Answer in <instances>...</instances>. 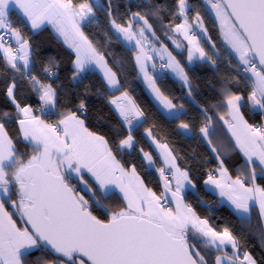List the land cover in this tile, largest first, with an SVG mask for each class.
Wrapping results in <instances>:
<instances>
[{
    "label": "snow or ice",
    "instance_id": "obj_1",
    "mask_svg": "<svg viewBox=\"0 0 264 264\" xmlns=\"http://www.w3.org/2000/svg\"><path fill=\"white\" fill-rule=\"evenodd\" d=\"M205 2L219 22L222 40L231 53L229 63L233 57L237 61L239 79L220 78L221 105L228 109L231 118L224 122L235 140L232 150L242 154L246 168L250 169L251 185L243 178V171L235 180L227 177L221 153L212 146L210 118L199 128V135L215 154L220 163L217 171L227 182L215 179L210 173L204 183L219 189L220 196L227 198L241 220L250 219L254 205H258L264 220V187L256 183L258 179L264 180V127L250 124L241 111L247 106L249 111L264 116V0ZM146 6L149 13H131L127 26L112 18L111 27L117 40L122 39L136 49L139 72L162 109L176 119L185 114L184 106L174 104L157 87L158 76L149 73L148 62L156 57L164 61L166 56L167 62L161 63L159 68L169 70L181 81L189 97L194 91L193 84L184 66L163 42L159 49L153 42L159 41V37L147 17L162 20L164 8L150 3ZM103 8L97 0H84L79 4H74L73 0H0V61H3L0 67L5 76L9 71L12 73L5 95L17 115L23 114L24 118L17 121L21 142L31 148V152L19 151L5 130V123H0V264H209L202 254L203 249L219 252L228 246L235 255L238 239L232 231L228 227L217 231L208 218H201L184 202L186 190L194 189L195 185L189 172L177 164L167 144H159L153 138V143L161 150L164 165L156 169L164 181V191L158 196L137 176L135 166L131 172L125 170L113 155L108 140L89 131L76 112H62L58 120L48 123L36 116L31 106L21 107L17 101V81L22 78L38 97L40 108L37 110L53 114L58 103V87L44 79L57 75L52 68L56 63L54 59L44 64L42 76L33 71L36 62L32 58V46L21 29L14 27L11 20L14 12L23 17L33 33L51 25L58 37L63 38L75 56L72 60L75 85L98 70L109 92L120 91L117 73L82 30L85 23L96 19L95 10ZM192 10L188 0H175V11L167 12L172 19L164 25L165 34L177 49L185 45L168 35L169 32L187 41L189 63L208 61L216 65L217 60L201 47V35L207 36V30L200 11L191 17ZM107 15L113 16L110 0ZM176 20L181 22L175 23ZM147 49L154 55H149ZM151 68L155 70L157 65L152 63ZM241 79L251 84L247 104L243 95L232 90V85L238 86ZM109 104L114 106L121 127L128 133L119 140V148L134 149L136 141L132 133L145 122L144 111L127 91L110 97ZM84 109L85 103L81 100L78 111ZM3 118L10 119V113L5 111ZM177 127L185 134L192 131V126L184 121ZM145 134L152 137L150 129H145ZM141 152L149 166L155 163L149 152L143 149ZM85 172L91 174L96 185L95 189L87 188L90 198L105 209L107 219L94 215L90 201L79 195L71 183L77 177L82 179ZM115 189L122 194L125 206L108 210L102 200L115 194ZM171 204H175L174 209ZM6 205L14 212H9ZM15 214H19L23 227L13 219ZM215 264L235 262L225 252L224 256H216ZM240 264H256V261L245 252Z\"/></svg>",
    "mask_w": 264,
    "mask_h": 264
},
{
    "label": "trees",
    "instance_id": "obj_2",
    "mask_svg": "<svg viewBox=\"0 0 264 264\" xmlns=\"http://www.w3.org/2000/svg\"><path fill=\"white\" fill-rule=\"evenodd\" d=\"M82 2L84 0H73L74 4ZM110 2L113 8V16L110 18L107 15L109 0H102L103 10L96 9V19L92 23H85L82 30L97 51L105 55L109 67L117 73L121 84L120 91L126 90L145 113V122L139 128L134 129L132 133L136 141L135 148L132 150L119 148L118 127L121 126V122L110 106L109 98L114 97L120 91L109 92L105 87L102 75L96 70L90 72L81 84L75 85L72 80L74 71L72 60L75 58L72 50L63 43L49 25L33 33L30 26L24 23L23 17L14 12L11 15L14 27L21 29L22 34L29 38L32 46V58L36 62L33 71L42 76L44 64L52 59L56 62L52 64V68L57 75L44 79L46 82L52 83L54 87H58V103L53 114L43 117L49 122H54L53 119L60 116V113L67 111L76 112L79 117L78 106L83 100L88 112L87 119L84 120L87 128L91 132L104 136L109 142L113 155L124 168L128 169L135 166L137 174L146 187L157 194L160 192L161 181L158 179L156 168L164 165L154 147L153 138L157 143L167 144L173 155L176 156L177 164L189 172L195 185L194 189L191 188L185 192L186 204H190L201 218H208L217 231H223L225 227H228L238 239V251L235 255L229 246L217 252L214 249H203V245L200 244L199 247L203 249L202 254L209 261V264H215L216 256H222L225 252L235 259H239L241 255L248 252L256 264H264V226L259 209L253 206L250 211V219L241 220L231 208L222 204L219 198L204 186L208 175L213 172L216 175L217 169L220 168V163L215 158V154L212 153L207 141L199 135V128L206 123V118H210L213 129L210 136L212 146L221 153V159H223L224 167L229 175L235 178L243 171L245 173L243 178H246L251 184L250 169L246 168L242 154L238 150H232L235 143H233L224 123V119L228 116V109L221 105L223 95L220 91V78L222 76L229 79L237 77V61L233 57L229 63L231 53L222 40L219 27H217L210 9L205 6L203 0H188L193 6L190 16L194 17L196 11H200L204 28L207 30L211 42L209 44L203 39L201 46L218 63L213 65L208 61H198V63L189 65L186 60L187 49L184 47L178 50L165 34L164 25L172 19L167 12L169 10L175 11V0H110ZM149 3L153 7L161 5L164 8L162 20L150 15L147 17L159 37V41H153L154 44L160 47V43L163 42L168 50L176 56L188 73L194 88L192 96L189 97L187 95L188 89L183 86L182 82L175 80L168 72H165L166 69L163 71L153 70L158 76L157 87L164 95L172 99L174 104H183L184 106L183 112L185 114L176 119L166 115L162 108L154 102L148 88L141 83L138 77L134 62L135 49H130L123 41L117 40L111 27L112 18H115L117 23L127 26L131 13L137 11L141 14L149 13L150 9L146 6ZM180 22L181 20L175 21V23ZM168 35H171L173 39L181 40L182 43L184 42L174 33L169 32ZM149 38L151 39V36ZM213 44L215 48L212 47ZM12 46L14 47L15 44L13 43ZM2 64L3 61H0V65ZM11 76V71L5 76L3 68L0 67V122L5 123V130L19 151L31 152V148H26L21 142L22 137L17 128L16 120L22 114L17 115V110L5 95L7 84L11 82ZM237 78L239 79V77ZM17 83L15 95L21 107L31 106L36 114H41V111L37 110L40 108L38 97L31 91L27 82L18 78ZM232 90L243 95L244 102L247 104V96L251 91L249 82L241 79L238 86L232 85ZM5 111L10 113V119L5 120L3 118ZM241 111L250 124L257 127L263 126L262 115L249 111L247 106ZM222 116L224 119H221ZM181 121L192 126L190 134H185L181 129H178L177 126ZM145 129L152 131V137L146 136ZM141 149L152 155L154 164L148 165ZM82 182L85 183V190L77 183H72L76 192L90 201L94 215L107 219L105 209L95 204L87 191L88 187L95 189V183L86 174L83 176ZM256 183L264 187V180L258 179ZM99 197L100 194L97 193V198ZM102 203L107 206L108 210H117L125 206L122 197L117 192L110 198L102 200ZM13 217L20 223V218L15 215ZM190 243L196 242L190 241Z\"/></svg>",
    "mask_w": 264,
    "mask_h": 264
},
{
    "label": "crops",
    "instance_id": "obj_3",
    "mask_svg": "<svg viewBox=\"0 0 264 264\" xmlns=\"http://www.w3.org/2000/svg\"><path fill=\"white\" fill-rule=\"evenodd\" d=\"M203 2H204V4H205V6H207L209 9H210V7L206 4V2H205V0H203ZM98 3H100V2H98ZM210 11H211V9H210ZM211 13H212V16H214V18H215V14L211 11ZM215 21H216V24H217V27H219V22L216 20V18H215ZM50 27H51V25H49ZM52 28V27H51ZM113 29V28H112ZM53 30V29H52ZM54 31V30H53ZM113 31H114V29H113ZM219 31H220V29H219ZM54 33H55V31H54ZM56 34V33H55ZM61 38V40L63 41V38L62 37H60ZM181 38V37H180ZM206 41H208V43L210 44L211 42H210V40H209V38H208V36H206V38H204ZM121 41H123L122 39H120ZM124 43H125V45L128 47V48H130V49H133V48H131V47H129V45L127 44V42H125V41H123ZM224 42V41H223ZM63 43H64V41H63ZM65 44V43H64ZM224 44H225V46H226V48H228V46L226 45V43L224 42ZM155 47L158 49V46H156L155 45ZM229 50V49H228ZM147 51H148V54L149 55H154V53H152L151 52V50L150 49H147ZM230 51V50H229ZM135 52H136V49H135ZM157 58V57H156ZM165 60L167 61V57L165 56ZM154 61L155 60H153V61H149L148 63H149V73L150 74H154L155 75V72L153 71V69L151 68V64L152 63H154ZM134 62H135V55H134ZM135 65H136V62H135ZM136 69H137V73H138V77H139V79H140V81H141V83L142 84H144V86H146L147 88H148V91H149V93L151 94V96H152V98H153V100H154V102L156 103V104H158L161 108H162V106L159 104V102L154 98V94L152 93V91H151V89L148 87V85H147V82L145 81V79H144V77H143V74L142 73H140L139 72V69H138V67H137V65H136ZM100 75H102V73H100L98 70H96ZM165 72H168L175 80H178L169 70H165ZM179 81V80H178ZM181 82V81H180ZM126 90H124V91H120L118 94H116V95H114V97H118V96H120L123 92H125ZM128 93V92H127ZM128 96L132 99V97H131V95H129L128 94ZM133 100V99H132ZM110 106H112V108H113V110H114V106L113 105H110ZM163 110V109H162ZM164 111V110H163ZM164 113L166 114V115H168V113L166 112V111H164ZM34 114L36 115V116H39L41 119H43L45 122H48V123H50L48 120H46L43 116H41L40 114L38 115V114H36L35 112H34ZM24 117H23V114H22V116H20V117H18V119L16 120V123H17V121L19 120V119H23ZM60 118V116H58L57 118H55V119H53L54 121H56V120H58ZM80 118V117H79ZM80 119H82L83 120V118H80ZM225 120H231V118H230V116L228 115L225 119H224V121ZM84 121V120H83ZM263 126L262 127H264V116H263ZM1 123V122H0ZM225 123V122H224ZM84 124H85V127H87L86 126V122L84 121ZM225 125H226V129H227V132L230 134V136H231V139H232V141H233V143H235V140H234V138L232 137V133L229 131V127H228V124H226L225 123ZM17 128H18V130H19V124L17 123ZM89 131H90V129H88ZM183 131V130H182ZM19 132H20V130H19ZM184 132V131H183ZM128 133H127V129L125 128V127H118V138H119V140L120 139H123L126 135H127ZM188 134H190V133H188ZM159 144H162V143H159ZM154 147L156 148V151H157V153H158V156H159V158H161V160H162V162H163V157L160 155V149L159 148H157V146H156V144L154 143ZM169 150H170V148H169ZM241 154V153H240ZM131 169H132V167H130V168H128V169H125L126 171H128V172H131ZM85 174L91 179V181L92 182H94V178L93 177H91V174L90 173H87V172H85ZM85 174L83 175V176H85ZM136 174H137V172H136ZM137 176L140 178V176L137 174ZM227 177H230L231 178V180H235L236 179V177L234 178V177H232V176H230L229 175V173L227 172ZM83 178V177H82ZM141 179V178H140ZM215 179H217V180H223L224 182H227V179L226 178H224V177H221V174H220V172L219 171H217V173H216V175H215ZM206 181V180H205ZM77 183L78 185H80L81 186V188H83V190H85V183H83L82 182V179L80 178V177H77V178H75V179H73L72 180V182L71 183ZM95 183V182H94ZM249 185H251V184H249ZM146 186V185H145ZM204 186L211 192V193H213V194H215L216 196H217V198H219V201L222 203V204H224V205H227L229 208H231L232 209V211L236 214V215H238L235 211H234V209H233V207L231 206V204H230V202L227 200V198L226 197H221L220 196V190L219 189H217L214 185H206L205 183H204ZM163 189H164V187H163ZM189 189H191V188H189ZM175 190V184H174V182H173V191ZM188 190V189H187ZM186 190V191H187ZM115 192H117V193H119V190L118 189H115L114 190ZM153 191V190H152ZM154 192V191H153ZM157 194V193H156ZM119 195L122 197V194H120L119 193ZM15 197V195H13V199H15L14 198ZM122 199H123V197H122ZM169 199H171V196H170V194H169ZM184 202H185V200H184ZM186 203V202H185ZM255 207H257L258 209H259V207H258V205H254ZM6 207H7V210L9 211V212H14V209H12L11 208V206L10 205H6ZM172 208L174 209L175 208V204H172ZM15 216H17L18 218H20V216H19V214H15ZM239 216V215H238ZM13 219L14 220H16L14 217H13ZM17 224H18V226H20V227H23L24 225H22L21 226V222L19 223L18 221H17ZM263 226H264V220H263ZM230 247V250L233 252V249L231 248V246H229ZM236 254H237V252H236ZM241 256H243V255H241ZM241 256L239 257V259L241 258ZM230 257H232V256H230ZM239 259H236V262H237V264H238V260Z\"/></svg>",
    "mask_w": 264,
    "mask_h": 264
},
{
    "label": "built area",
    "instance_id": "obj_4",
    "mask_svg": "<svg viewBox=\"0 0 264 264\" xmlns=\"http://www.w3.org/2000/svg\"><path fill=\"white\" fill-rule=\"evenodd\" d=\"M14 47H16V45L14 46ZM215 60V59H214ZM167 61H161L160 59H159V57L158 58H156L155 59V64L157 65V69H155V70H157V71H163V70H165V69H160L159 68V65L161 64V63H166ZM217 63H218V61H217ZM78 114H79V117L80 118H83V120H86L87 119V116H88V112H87V110H86V108L83 110V111H78ZM41 115H43V116H47V115H49L47 112H41ZM161 167H163V166H159V167H157L156 169H158V168H161ZM157 172V176H158V179L161 181V188H160V192L157 194L158 196L164 191V189H163V185H164V181L161 179V177H160V174H159V172L158 171H156ZM213 176H214V178H215V173L213 172V173H211ZM170 207H172V204L171 205H169Z\"/></svg>",
    "mask_w": 264,
    "mask_h": 264
},
{
    "label": "rangeland",
    "instance_id": "obj_5",
    "mask_svg": "<svg viewBox=\"0 0 264 264\" xmlns=\"http://www.w3.org/2000/svg\"><path fill=\"white\" fill-rule=\"evenodd\" d=\"M97 2H100V4L102 3V0H97ZM191 22V21H190ZM207 36H208V34H207ZM180 39H182L184 42H183V44L185 45V49H187V41L186 40H184L183 39V37L182 36H178ZM204 38H206V36H203V35H201V41L204 39ZM179 41H181V40H179ZM175 46V45H174ZM202 47V46H201ZM160 47H158V49H159ZM179 50V49H178ZM168 51H170V50H168ZM171 52V51H170ZM186 60H187V57H186ZM200 62H203V61H200ZM187 63L189 64V65H193V64H195V63H198V61H194V62H191V63H189L188 61H187ZM79 195H81L80 193H78ZM222 256H224V255H222ZM228 256H230V255H228ZM232 259H233V261L235 262V264H237V262H236V259L234 258V257H232ZM244 260V254H243V256H241V258L238 260V264H240V261H243Z\"/></svg>",
    "mask_w": 264,
    "mask_h": 264
}]
</instances>
